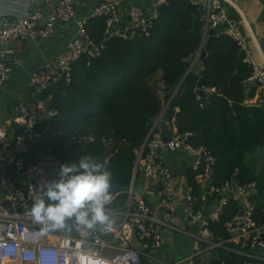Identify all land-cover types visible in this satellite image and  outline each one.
I'll list each match as a JSON object with an SVG mask.
<instances>
[{"label":"trees","instance_id":"trees-1","mask_svg":"<svg viewBox=\"0 0 264 264\" xmlns=\"http://www.w3.org/2000/svg\"><path fill=\"white\" fill-rule=\"evenodd\" d=\"M84 29L95 46L102 44V19L90 18ZM202 50L206 54L197 70L191 61ZM250 74L251 68L242 62V54L228 36H210L194 6L186 0H168L158 9L148 35L103 42L99 56L81 57L68 81L42 94L44 98L52 94L50 102L57 114L38 123L39 138L24 156L25 162L51 154L62 164L91 154L113 173L114 199L108 208L123 206L137 154L152 121L168 103L176 135L189 134L187 145L203 148L214 158L212 186L255 183L251 219L264 227V171L253 158L264 145V103H244L247 88L249 96L255 93L248 86ZM157 75L159 87L151 85ZM204 164L201 160L200 170ZM195 175L191 168L186 172L198 207L204 189ZM139 178L137 171L134 182ZM210 197L216 201L218 194ZM239 213L238 200H228L218 219L209 223L214 242L229 237L226 223ZM207 259L211 264H264L223 248L211 251Z\"/></svg>","mask_w":264,"mask_h":264},{"label":"built area","instance_id":"built-area-1","mask_svg":"<svg viewBox=\"0 0 264 264\" xmlns=\"http://www.w3.org/2000/svg\"><path fill=\"white\" fill-rule=\"evenodd\" d=\"M11 1L23 4L25 9L19 16L0 14V89L14 70V64L7 63L1 56L12 52L10 47L15 41L22 38L46 39L53 33L55 23L68 22L75 16L74 0H41L53 3L51 13L45 23L41 24L39 15L33 12V5L38 0ZM186 1L201 13L205 31L213 29L216 36H228L235 43L242 54V62L251 68L247 81L264 89V72L252 59L248 40L241 34L242 21L228 17L222 0ZM167 2L168 0H151L148 13L132 6L121 12L119 1L99 2L89 17L104 21L102 44L95 46L84 29V23H77L66 51L57 59L47 61L33 70L28 76L29 83L42 95L60 81H68L73 64L81 57L95 59L99 56L103 42L112 38L127 39L135 35H148L158 17V9ZM158 94L163 95L161 91ZM256 103H264V96ZM167 107L168 103H165L161 113L152 121L137 154L133 178L125 191V204L108 208L114 221L112 226L87 230L73 223L69 232L45 230L47 226L35 223L29 214L40 194L39 185L58 178L57 171L61 162L54 155L45 154L33 163H26L24 156L31 144L39 138L36 131L38 123L54 117L57 109L48 97H39L30 104H18L15 108L18 133L9 137L5 129H0V162H6L13 170V175L4 173L0 177V190L5 193L7 201L5 209L0 205V264H164L153 260L149 252L162 245L158 224L173 228L170 224L162 223L142 195L135 192V173L141 168L144 176L157 185L156 195L163 208V218L169 222L175 209V192L172 171L164 163L158 151L160 147L166 146L169 150L176 151L183 146L188 153L195 155L192 170L196 172L195 178L201 188L210 179L215 161L203 148L194 149L185 143L189 134L175 135L164 142L158 126ZM201 160L205 164L200 170ZM230 188H233L235 199L240 201L242 216L238 214L226 223L229 237L219 242L212 240L209 223L218 219L228 200L216 202L208 215L204 212L206 196L200 197L201 204L196 207L191 189L187 188L185 218L190 227L197 226L196 233L186 232L193 239L192 251L185 258L187 264H211L209 260L200 262L199 257L216 248L264 262V227L257 226L251 219L253 205L250 197L256 194L255 183H226L222 188L211 185L209 191L220 193ZM135 239L140 242V249L136 248ZM238 244L239 247L236 248ZM141 257L147 258V262L143 263Z\"/></svg>","mask_w":264,"mask_h":264},{"label":"crops","instance_id":"crops-1","mask_svg":"<svg viewBox=\"0 0 264 264\" xmlns=\"http://www.w3.org/2000/svg\"><path fill=\"white\" fill-rule=\"evenodd\" d=\"M104 1H119L121 12H124L128 7L132 6L139 7L144 12L148 13L151 4V0H74V18L68 22L55 23L53 33L50 37L46 39H18L10 47L12 52L1 56V59L7 63L14 64V70L4 86L0 89V129H5L9 137H12L19 131L16 122V106L18 104L33 103L37 98L42 97L41 94L36 92L35 87L29 83V74L33 70L43 66L45 62L55 60L64 53L69 40L75 34L77 23H86L89 20L88 18H90L89 15L93 8L99 2ZM222 5L229 18L242 21L240 27L241 34L248 40L252 59L257 64L258 68L264 72V0H222ZM24 9V5L19 2L0 0V14L19 16L23 13ZM52 9L53 3L51 2L38 0L33 5V12L39 15L41 24L45 23ZM197 55L192 58L191 67L199 70L200 66H197ZM19 66H22L20 70H18ZM158 79L159 75L151 81V85L155 83L156 86L159 87ZM248 86L254 87L255 93L253 96H249L250 89L247 88L244 103L246 105H255L259 99L263 98L264 89L257 87L256 84L248 83ZM51 96L52 94L48 93L47 97L49 100ZM177 111L178 110L175 109V112ZM165 112H168V110ZM174 120V117L169 115V121L164 122L162 120L158 126L159 133L163 139H165L164 142L169 141L176 135ZM158 151L162 155L166 166L171 169L172 172L173 170L177 171V175L173 178L175 209L169 222L164 219L163 208L156 195L157 185L145 176L142 177L139 175L140 178L135 181V185H143L142 197L150 206L155 216H157L162 223H166L167 225L170 224L173 228L171 229L167 226L158 224V230L162 237V245L159 249L149 253H151V258L156 262L164 264H187L185 258L192 251L193 239L186 234L187 231L192 232V227L188 225L185 218L184 203L188 188L186 172L190 168L192 169L196 156L188 153L183 146L176 151H171L166 146H162ZM253 158L258 160V169H260L261 172L264 171V145L255 151ZM258 169L256 172L257 174L259 173ZM211 172L210 179L202 188L204 192L201 193V196H206L204 212L208 215L212 212L216 202L223 199L236 200L233 188L217 193L218 198L216 201L210 200V196L213 194L209 191V187L211 186L209 181L212 179ZM4 173L13 175V170L10 166L5 170L2 168V165H0V177ZM6 202V195L0 190V205ZM238 203L240 204L239 200ZM110 240H112V238ZM210 253L211 252L202 254L199 257L200 262L208 260L207 258ZM143 262L146 263L147 258H144ZM245 264H256V262L251 261Z\"/></svg>","mask_w":264,"mask_h":264},{"label":"clouds","instance_id":"clouds-1","mask_svg":"<svg viewBox=\"0 0 264 264\" xmlns=\"http://www.w3.org/2000/svg\"><path fill=\"white\" fill-rule=\"evenodd\" d=\"M57 179L39 185L40 194L29 210L33 221L51 230H72V224L87 230L110 228L113 173L91 154L76 162L60 164Z\"/></svg>","mask_w":264,"mask_h":264},{"label":"water","instance_id":"water-1","mask_svg":"<svg viewBox=\"0 0 264 264\" xmlns=\"http://www.w3.org/2000/svg\"><path fill=\"white\" fill-rule=\"evenodd\" d=\"M208 34L210 36H213V35H215V31L213 29H209L208 30ZM205 54H206L205 50H202V51L198 52V55H197V66H200L201 65V62H202ZM21 67L22 66H19L18 67V70H20ZM249 83L250 84H253L252 82H249ZM197 93L198 94H201V95L203 94L201 90H197ZM162 120L164 122H168L169 121V113L168 112H165L163 114ZM201 158H203V156H201ZM0 165H2V168H4L5 170L8 168V164L6 162H0ZM139 175L142 176V177L144 176V172H143V170L141 168L139 169ZM176 175H177V171L176 170H173L172 177L174 178ZM143 189H144L143 185H135V192L138 195H142ZM6 206H7V203H3L2 204V207L3 208H6ZM239 216H242V212L241 211L239 213ZM191 231L193 233H196L197 232V226H193L192 229H191ZM111 238L112 237H109V239H111ZM134 243H135L137 249H140L141 248V244H140V242L137 239L134 240ZM238 247H239V244L236 245V248H238Z\"/></svg>","mask_w":264,"mask_h":264}]
</instances>
